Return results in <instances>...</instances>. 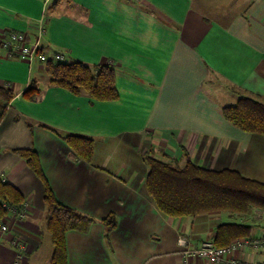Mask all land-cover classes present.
<instances>
[{"label": "crops", "instance_id": "1", "mask_svg": "<svg viewBox=\"0 0 264 264\" xmlns=\"http://www.w3.org/2000/svg\"><path fill=\"white\" fill-rule=\"evenodd\" d=\"M11 31L39 39L47 61L61 53L63 62L110 66L116 97L75 94L51 82L45 62L0 46V86L13 92L0 122V176L25 199L20 213L1 219L9 228L0 230V264H53L44 184L14 152L23 148L38 155L56 200L90 220L84 231L65 232L64 264H181L224 223L250 226L241 238L264 236L258 209L164 214L147 190L145 160L189 158L264 184V134L222 113L241 95L264 102V0H51L45 8L43 0H0V38ZM31 85L34 97L24 94ZM68 134L92 139L88 161L65 142ZM231 255L264 262V246Z\"/></svg>", "mask_w": 264, "mask_h": 264}, {"label": "trees", "instance_id": "2", "mask_svg": "<svg viewBox=\"0 0 264 264\" xmlns=\"http://www.w3.org/2000/svg\"><path fill=\"white\" fill-rule=\"evenodd\" d=\"M45 68L55 85L67 88L78 94L88 93L97 100H111L116 97L114 70L108 65L90 67L81 61H46ZM24 94L34 97V86H29ZM13 92L0 86V122L6 114ZM223 116L232 124L247 131L264 134V102L248 95H241L235 105L225 106ZM65 142L82 159L89 160L93 141L91 138L68 134ZM26 163L37 173L44 184L46 204V229L50 234L54 253L53 264H64L67 230L84 231L89 218L59 203L40 166L39 158L33 149H15ZM149 170L146 187L158 208L169 216H194L211 211H229L239 214L258 209L264 213V184L243 176L234 170H210L193 163L189 158L183 165L177 161H165L149 155L145 158ZM24 197L11 183L0 176V219L7 216L9 208L20 212ZM112 217L104 219L110 228ZM250 226L238 223H224L217 228L214 239L216 246H226L237 238L250 235Z\"/></svg>", "mask_w": 264, "mask_h": 264}, {"label": "built area", "instance_id": "3", "mask_svg": "<svg viewBox=\"0 0 264 264\" xmlns=\"http://www.w3.org/2000/svg\"><path fill=\"white\" fill-rule=\"evenodd\" d=\"M50 1L51 0H43L44 8ZM42 31L43 29L41 26H39L38 34L41 35ZM0 46L7 51L8 56L27 62H32L36 59L40 62H46L49 59V56H47V54L42 51L39 44V39L35 40L34 42H30L26 34L22 32L11 31L3 34V36L0 38ZM52 57L55 61L62 62L64 60V57L61 53H54ZM9 211L16 212L15 209L12 208H9ZM8 228V225L5 222H2L0 219V230L5 232L8 230ZM179 241L182 244H185L186 242V240L183 238H179ZM11 243L19 251L23 250L22 244H20V242H18L16 239H13ZM247 246H264V236L257 239L237 238L226 246H216L212 241H204L196 248H188L184 253V258L182 259L181 264H190V260L194 256H198L209 262L215 263L225 262L227 264H264V262L253 263L232 257L231 254L233 251L245 248ZM12 264H19L18 260H15Z\"/></svg>", "mask_w": 264, "mask_h": 264}, {"label": "rangeland", "instance_id": "4", "mask_svg": "<svg viewBox=\"0 0 264 264\" xmlns=\"http://www.w3.org/2000/svg\"><path fill=\"white\" fill-rule=\"evenodd\" d=\"M258 218V217H257Z\"/></svg>", "mask_w": 264, "mask_h": 264}]
</instances>
